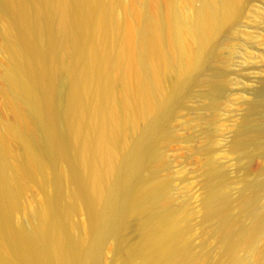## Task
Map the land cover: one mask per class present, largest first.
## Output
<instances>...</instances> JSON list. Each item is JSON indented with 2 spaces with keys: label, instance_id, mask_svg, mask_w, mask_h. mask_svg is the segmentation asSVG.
Listing matches in <instances>:
<instances>
[{
  "label": "bare ground",
  "instance_id": "bare-ground-1",
  "mask_svg": "<svg viewBox=\"0 0 264 264\" xmlns=\"http://www.w3.org/2000/svg\"><path fill=\"white\" fill-rule=\"evenodd\" d=\"M244 2L0 0L11 112L0 116V264H264V167L234 199L207 130L241 53L222 56ZM185 111L205 179L198 212L166 159ZM231 150L247 174L264 159V98ZM34 184L42 198L27 210Z\"/></svg>",
  "mask_w": 264,
  "mask_h": 264
},
{
  "label": "rangeland",
  "instance_id": "rangeland-1",
  "mask_svg": "<svg viewBox=\"0 0 264 264\" xmlns=\"http://www.w3.org/2000/svg\"><path fill=\"white\" fill-rule=\"evenodd\" d=\"M183 5L185 6V4ZM163 6L161 4L160 8ZM193 6L199 8L201 4L195 1ZM229 29L238 35L231 37L227 41V45L222 51V56L226 58L232 55L233 53L230 52L232 46H237L241 53L234 56L233 62L227 70V77L231 83L224 88L222 109L215 113L214 120L208 125L207 130L209 137L217 144L214 148L216 158L220 163L224 164L229 177L234 181L233 197L237 200L239 194H241L239 180L242 177L251 178L250 176H255L264 167V159L256 158L251 163L252 171L249 173L251 175L247 174L241 168L242 165L238 156L231 150L233 137L247 112L249 104L264 98V0H245L242 15L238 20L231 23ZM1 42L2 37L0 36ZM243 49L252 52L255 59L249 61L243 59L242 54L245 52V50L242 51ZM168 81L170 82L171 79ZM5 96L1 90L0 116L6 120L11 117V112L6 106L7 96ZM192 117L191 113L185 111L175 121L177 137L168 144L166 159L174 186L182 190L183 188H188L191 208L193 207L192 209L198 212L201 210L205 197V179H203L204 177L200 170L202 156L191 149V144L188 142V137L191 135L188 123ZM262 180H264V176ZM41 198L42 193L39 188L35 184L32 185L25 195V201L28 203L27 210ZM86 219L87 217L84 213L75 217L76 222H84ZM202 220L201 213L194 220L198 233L201 228L198 229V227L201 225ZM195 243L199 246L201 241L197 239ZM113 255V246L111 245L106 252V256L108 259H112Z\"/></svg>",
  "mask_w": 264,
  "mask_h": 264
}]
</instances>
